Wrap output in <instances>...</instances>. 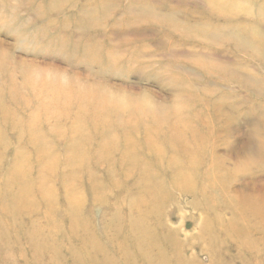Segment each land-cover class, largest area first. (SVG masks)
Wrapping results in <instances>:
<instances>
[{
  "label": "rangeland",
  "instance_id": "1",
  "mask_svg": "<svg viewBox=\"0 0 264 264\" xmlns=\"http://www.w3.org/2000/svg\"><path fill=\"white\" fill-rule=\"evenodd\" d=\"M203 2L0 0V62L6 69L0 85L14 98L0 101L7 110L0 120V184L25 181L31 190L17 214L19 228L10 226L17 232L0 239V264L142 263L140 249L130 247L134 239L115 238V225L125 231L128 219L151 205L159 184L170 196L157 228L174 233L179 264H264V226L250 224L252 239L233 232L241 231L239 220L230 229L241 210L256 209L244 198H255L264 186V62L254 58L253 47L231 46L233 30L226 31L230 44L197 30L183 40L167 30L175 17L194 26L210 20ZM237 2L245 6L230 27L258 30L264 45L262 0ZM215 21H208L213 29L222 25ZM239 38L242 46L245 34ZM209 62L229 68L226 75L211 72ZM59 81L61 91L46 89ZM17 120L30 130L15 127ZM41 134L49 147L37 154ZM18 148L29 157L23 176L15 165ZM118 197H124L121 223L112 215ZM208 197L214 206L205 205ZM69 198L80 210L78 219L90 223V239H82V226L67 212ZM130 201L134 207L128 208ZM29 224L46 228L48 245L37 259ZM87 242L99 243L106 255H82Z\"/></svg>",
  "mask_w": 264,
  "mask_h": 264
},
{
  "label": "bare ground",
  "instance_id": "2",
  "mask_svg": "<svg viewBox=\"0 0 264 264\" xmlns=\"http://www.w3.org/2000/svg\"><path fill=\"white\" fill-rule=\"evenodd\" d=\"M222 1L223 0H204L203 3L206 4V6L204 5V7H205V9H207L206 13H209L210 15H212L210 20L208 18H207L208 19L207 20V19H205V17H203L204 21L200 20V23L199 24L196 23L195 24L196 26H194V25H192V23L186 21L185 19L184 20L182 18L177 19L175 17L174 18L175 20L170 19L173 21V24H172L173 26H170L168 24L166 25V26H168L167 30L169 32L172 31V32L178 33L177 36H179L180 39H182V40L186 39V37L189 35L190 31L197 30V31L205 34L211 40H215V41L225 40L226 42H224L222 44H230V42L228 43V40H227L229 36H226V31L229 32V31L233 30V31H235V33L232 34V36H230V37H232L235 42H234V45H231V46L234 47L235 49L236 48L239 49V51H241V48H247V50H249L250 48L253 47L254 48V51H253L254 58L258 57V58H260V60H262L264 62V45H262L261 41L258 40V39H261L259 37V31L252 29L251 32L245 33V32H241V26L237 30H235L236 28L234 29V28L230 27V25H231L230 22H234L235 20L237 21V18H238L237 12L242 11L241 9H243L245 4L237 2V0L236 1L225 0V1H229V2L225 3V5H222L221 4ZM258 7H259L258 15H260L262 18H264L263 17L264 14H262V10H264V0H262V2L259 4ZM219 11L224 12V13H226V12H230V13L227 14V16L218 17L215 15V12H219ZM207 17H209V16H207ZM211 20H213V21L216 20L215 21L216 23H219L222 25L219 28L213 29L209 26V24L211 25V22H210ZM163 21L171 22L168 20H163ZM208 21H209V24H208ZM161 26L164 27L165 25H161ZM242 26H244V25H242ZM180 32H181V35H180ZM238 33H240V34H238ZM243 33L245 34V39L243 40L245 42L241 46V40H240L239 36L243 35ZM213 44H215V43H211V45H213ZM218 45H220V44H218ZM211 52H215V51H211ZM219 52H221V51H219ZM209 55H211L212 57H216L215 53L214 54L210 53ZM3 65L4 64L0 62V77L2 75V72L6 71V69L4 68ZM205 67L210 69L211 72H213V73L216 72V73L225 74V75L229 69V68L226 69L225 67H222V66L218 67V65L215 64L214 62H209L207 65H205ZM2 83H3V81H2ZM60 83L61 82L59 81L56 83H52L51 85H47L46 89H49V90H55L56 89L58 91H61L62 87L59 86ZM262 87H261V89L264 90ZM5 97L10 98L9 100L14 99V98H12L11 90L4 89L0 85V101L2 99H4ZM124 104H127V103L123 102V105L120 108H122V107L124 108V106H125ZM107 105L108 104H106L104 106V108ZM119 106H120V104H119ZM127 107H128L127 109L129 110V106H127ZM106 108H108V106ZM113 108H114V106H113ZM127 109H125V110H127ZM6 112H7L6 109H4V110L0 109V120L5 115ZM157 112H158L157 110L154 111V116H155V114H158ZM152 120H153V118H152ZM18 126H20L21 128L25 126L26 129L30 130L29 127L27 126V123L17 120L15 127L18 128ZM259 128L262 129V125H260ZM23 130H25V129L23 128ZM262 131L264 132V129H262ZM21 134H24L23 131L17 133V136H16L17 141L22 140L23 136ZM1 140H2V135L0 134V150L3 147V144H2L3 141L1 142ZM36 144H37V150H36L37 154L41 153V151H39L40 148L48 145L45 142V138L43 137L42 134L40 136V141ZM260 146L262 148L264 147V145H260ZM47 147H49V146H47ZM14 157H16L15 158V160H16L15 165L19 169V174L23 176L22 166L25 167V163H28L27 162V160L29 158L28 154L24 150H21L18 148L14 154ZM19 159L21 160V162H18ZM247 166H248V164H247ZM185 178H186V176H185ZM194 184L196 186V182ZM251 184H253V183L251 182ZM184 186H185V184L183 185V187ZM212 186H213V182H212ZM0 188H1L0 189V206L2 208L0 210V239H3L5 241L6 239H11L12 234H15L17 232L16 228H12L10 226L15 224L19 228V223L16 220L17 214L20 211V209H22V206H23L22 204H23L24 200L30 195L31 190L25 181H20L19 183H16V184L12 183V182L5 181L4 183L0 184ZM156 189H157L156 191H154L153 193H150V195H151L150 198L152 199L151 205H149V203H147L145 206H143V207L141 206L138 210L137 216L135 218L132 217V218L128 219V227L126 228L125 231H122L121 226L119 224H116L114 236L117 239H121V238L122 239H129V240L134 239L131 242L132 244L130 245V247H132V248L137 247L140 249V251L138 252V258L140 257L141 262H142L140 264H145V263H149V262H157L158 264H179V261H177V259H176L178 257L176 255H174L175 247H174L173 241L171 240V239H176L174 233H172V231H171V232H169V234L163 235L162 233L159 232V230L157 228V224L159 221H157L156 218L157 217L160 218L163 215L160 213V208H161V205L163 203H167V201L169 200L168 197L170 196V192H169L170 190L166 189L164 186H162V184H159V186ZM186 189H188V188H186ZM39 191L41 192V195H44L47 192L46 189H41V187H40ZM66 193H67V191H66ZM204 194H206V193L204 192ZM4 195L7 196V198H5ZM97 195H99V194L97 193ZM3 196H4V199H3ZM212 197L214 198V196H212ZM43 198H44V196H43ZM208 199H209V197H208ZM210 199H209V201H210ZM249 199L245 200V198H244V200L243 201L241 200V201H242V203H249V204L253 203L251 206L255 207L256 209H252V208L243 209L239 212V218L237 220L232 219L230 222V229H236L239 225L238 220L241 221V231H233L235 234H237L236 236H240L241 239H252L251 232L253 230L250 231L249 228H251V229H253L254 227L262 228L264 226V186L257 192L255 198L250 199V200ZM70 200H71V198H69L66 202L67 212L70 214L71 219L75 220L74 222H79L80 225L82 226V231H84V233H82V235H83L82 239H90L89 234L92 233L91 231L89 232L90 223L87 222L83 218H82V220L78 219V218H81L80 210H78V208L76 209L73 205V200H71V201ZM140 200H138L136 202H140ZM214 200L210 201L209 203L206 202L205 205L210 206L209 204H211L210 207L214 206V203H215ZM123 202H124V197H118V200H116L115 209L113 210V214H112L113 219L115 220L113 222L121 223L122 220L124 219L123 210L121 212L122 205L121 206L119 205L121 203L123 204ZM238 203H239V201H238ZM235 205H237V204H235ZM132 206L134 207V202L130 201L128 203L127 207L131 208ZM113 207H114V205H113ZM111 209H112V207H111ZM235 216H237V215H235ZM106 220L107 221L104 220L103 225H102L104 228L103 230L106 229V227L108 226V223H110V224L112 223V217L109 219H106ZM255 220H258L259 222L254 223L253 221H255ZM252 222L255 224L254 227H252V226L250 227V224H252ZM110 224H109V226H110ZM209 227L210 226L208 225L205 228V234L208 238H210L212 236L211 227L210 228ZM26 229H27L26 234L29 237L28 239L31 240L30 243H31V246L33 247V250H32L33 259H37L38 254L44 252L46 250L45 248L48 245L43 240V239H47V237L44 236L46 233L45 232L46 228L33 227L31 224H29V225H27ZM52 239H53V241L58 242L57 240H55V238L52 237ZM106 239H113V238L107 237ZM163 239H168V240L163 241ZM158 240L162 241V243H160ZM210 240L214 241L213 239H210ZM2 241H0V242H2ZM98 244L93 243V242L85 243L83 246V251L81 254L82 255H85V253L86 254H95L97 256L106 255L107 251L103 247H101L100 244L99 245ZM43 248L45 250H43ZM153 250L155 251V253L151 254L154 252ZM90 256L91 255L87 256L85 259H89ZM104 262H106V261H104ZM107 264H110V263H107Z\"/></svg>",
  "mask_w": 264,
  "mask_h": 264
}]
</instances>
